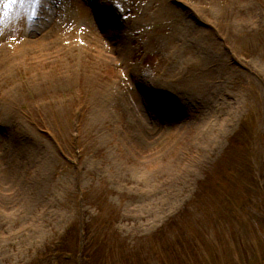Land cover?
Returning a JSON list of instances; mask_svg holds the SVG:
<instances>
[{"label": "rangeland", "instance_id": "1", "mask_svg": "<svg viewBox=\"0 0 264 264\" xmlns=\"http://www.w3.org/2000/svg\"><path fill=\"white\" fill-rule=\"evenodd\" d=\"M136 1H86L78 47H33L40 3L5 29L0 264H264V0Z\"/></svg>", "mask_w": 264, "mask_h": 264}, {"label": "bare ground", "instance_id": "2", "mask_svg": "<svg viewBox=\"0 0 264 264\" xmlns=\"http://www.w3.org/2000/svg\"><path fill=\"white\" fill-rule=\"evenodd\" d=\"M77 9L80 10V13L83 12L82 8L79 5H77ZM48 11H49V13L47 15L50 16L51 15L50 13L52 11L51 10H48ZM40 23H42L45 26H47V27H45V29H43V31H41V34H44V35H46L48 37L52 36L51 41L54 40V36H53L54 32H55V35H58L59 32L63 30L62 27L65 26L63 21L59 24V26L57 24H55V23H49V24L48 23H44V22H40ZM32 33H33V31H32ZM66 33L67 32H65V34ZM46 38L47 37L41 36V37L36 38L35 40H33V42H32L33 47L34 46H36V47H41V46L44 47L45 46L44 48L49 47V44H47V41L44 40ZM10 44H12L11 45L12 48H14L16 46V45H14L16 43L10 42ZM181 81H183V80H180L179 82H181ZM179 82L174 83V85L178 84ZM239 107H240V105L236 106L237 109ZM226 120H228V118ZM219 126L223 127V123H221ZM221 127H217V126L215 127L212 124H209V134L211 135V133H216V130L221 128Z\"/></svg>", "mask_w": 264, "mask_h": 264}, {"label": "snow or ice", "instance_id": "3", "mask_svg": "<svg viewBox=\"0 0 264 264\" xmlns=\"http://www.w3.org/2000/svg\"><path fill=\"white\" fill-rule=\"evenodd\" d=\"M40 0H7V2L4 4V8H12L15 5H19L21 8H28L32 7L33 12L32 14L35 15V6L39 5ZM7 14L6 12L4 13Z\"/></svg>", "mask_w": 264, "mask_h": 264}]
</instances>
